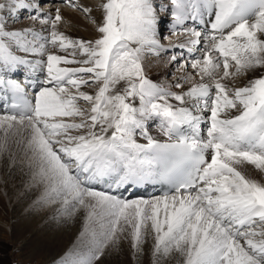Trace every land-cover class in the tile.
I'll list each match as a JSON object with an SVG mask.
<instances>
[{
    "label": "snow or ice",
    "instance_id": "snow-or-ice-1",
    "mask_svg": "<svg viewBox=\"0 0 264 264\" xmlns=\"http://www.w3.org/2000/svg\"><path fill=\"white\" fill-rule=\"evenodd\" d=\"M43 2L0 0V66L47 74L46 86L32 97L17 81L0 79L15 101L13 114L0 115L5 133L0 150L7 147L8 133L22 126L44 198L62 199L66 209L79 205L88 210V221L99 223V234L93 230L92 244L74 253L71 264H93L127 228L139 250L149 227L154 256L179 253L183 264H264V182L252 178L247 167L264 173V76L238 88L224 82L264 67V0H170L162 7L171 12L170 30L176 34L179 27L187 37L167 47L191 50L207 41L202 58L190 62L200 79L191 73L179 77L191 81L187 90L174 82L179 91L153 83L145 70L146 55L166 50L153 0H105L94 41L58 31L59 9L54 17L41 18ZM62 2L79 7L73 0ZM22 11L42 25L51 20L50 39L33 27H10L8 18ZM205 14L212 34L185 24L202 21ZM46 44L65 54L48 52L46 61L25 55L43 54ZM170 62L179 60L172 56ZM73 64L80 66H68ZM92 85L94 95L81 90ZM206 115L205 138L200 126ZM153 117L169 142L148 135L146 122ZM137 134L147 143H138ZM155 181L173 190L146 200L95 187L127 191Z\"/></svg>",
    "mask_w": 264,
    "mask_h": 264
},
{
    "label": "bare ground",
    "instance_id": "bare-ground-1",
    "mask_svg": "<svg viewBox=\"0 0 264 264\" xmlns=\"http://www.w3.org/2000/svg\"><path fill=\"white\" fill-rule=\"evenodd\" d=\"M74 1H78V0H74ZM80 2H81L80 3L81 5L78 4V6H81V7L84 6V7L89 8L91 10L89 12L90 13L89 16H91L95 20L96 25L95 26H92V25L86 23L85 21L80 20V17L77 15L76 12L63 10L61 7H58L57 4H55V5H52V6H54L56 9H59L60 10V14L62 15V18L65 21V23L67 24V29L65 30L62 27V23L59 22L58 25H57V30L60 31V32H63L66 36H68L69 38H71L73 40L79 39V40H83V41H94L95 39L99 38V33H98V31L96 29L98 28L99 24L102 22V14H103L102 7L101 6H99V7H96L95 6L94 7L87 0H80ZM101 2H102V0H101ZM43 4H44L43 9L45 11L43 13H50V9H52V8L49 7L50 5L48 4V2H45ZM156 13H157V11H156ZM0 14H4V13H0ZM157 16H158V13H157ZM213 19H214V17H213ZM35 21L29 19V22L27 23L28 25L21 24V26L33 27V28L36 29V31L40 32L42 36L48 37L50 39V32H51L50 24H51V22L48 21V24L47 25H42L40 23V21H38L37 23H35ZM205 21H208V23H205ZM188 22L191 23V24L194 23V24H197V25H202L203 26V29H204L202 31L203 33L212 34L211 22H210V18H209V15L208 14H205L204 15V18H203L202 21L193 22L192 20L189 19ZM172 23H173V21H172V18H171L170 26L172 25ZM21 26H18V27H21ZM158 28H159V25H157V30H158ZM29 39H31V37ZM173 39L175 41L173 43L172 42H169V43H171V44H174V43L175 44H177V43H183L186 40V37L183 36V35H176L175 38H173ZM43 42H44L43 40L40 41V43H43ZM202 43L206 47L207 43L206 44H205V42H202ZM49 45L50 44H46V50H45V52L43 54H25V55L30 60H40L41 58H43L46 61V56H47V53L48 52H56L57 54H61V55H64L65 54L64 52H62L58 48V46H56V48H57L56 50L51 51L48 48ZM179 49L184 50L186 52V54H188V52L192 50V48L190 50L188 47L179 48ZM62 66H64V65H62ZM68 66H70V67H79L80 65H78V66L77 65L76 66L75 65H68ZM165 66H166V64L163 65V66H159L157 63L155 65H152L151 62H149L147 64L145 63V70H146V73H147L148 78L151 79L153 83H156V84H159L161 86L170 88V86L167 84L166 81H163L162 80L161 82H159V80L162 79L161 77H163V74L165 72V69H166ZM0 68L4 69L2 66H0ZM233 68H235V67L233 66ZM7 70L10 71V72H12L13 74H16V75L25 77L26 80H25V82L22 81L23 83H21V85H26V84L35 85L34 86L35 88L32 91V94L33 95H34V93L38 92V90H37L38 88L40 89L41 87L46 86L44 84V82L41 83V82L38 81V78H43L44 81L46 80L47 74H46V71L45 70H37V71L33 72V71L27 69L24 66H20V67L16 68L15 70H13L11 68H9ZM188 70L189 69L186 68L185 69V72L186 73L180 75V77L189 74V71ZM258 70H259V68L255 69V70H249V71H247L246 72L247 75H248L247 78L254 77L255 75H257L256 72ZM192 79L198 81L200 79V77L198 76V79H195V77H192ZM205 82H210V81H207L206 80ZM180 83L185 85V90H187V88L191 86V81L185 82L184 80H180ZM244 83H245V79L243 81V84ZM246 84H247V81L245 83V86H246ZM81 90L87 91L89 94H93V95L95 93V92H92L89 89V87H86V86L82 87ZM171 102L174 103V104L179 105V102H176V101H171ZM133 103H134V105L136 107H139V100L138 99L136 101H134ZM2 106H3V103L0 101V115L10 114L8 112H5L3 110V108H2ZM81 107L85 108L83 105H81ZM232 114L234 115V114H238V113L235 112V111H233ZM206 120H207V115L205 117V121H202L201 126H200L201 135H202V137H205V138H206V135H207V128L210 126V124L207 123ZM159 124H160V120H159L158 117L150 118L146 122V129H147L148 135H150L153 138L157 139L161 143H163V142H169L168 137H165L162 134V132L160 131ZM4 137H5V133H4V131L2 129H0V143H5ZM134 138L137 140L138 143H142V144H146L147 143V139L145 137L139 135V134H137ZM26 143H27V133H26L25 129L22 126L17 125V127L15 129H13L11 132H9L8 135H7V141H6L7 147H6V149L0 150V165H1V163H5V162L7 164V162L8 161H12L13 158L20 159L21 157L22 158H25V161L27 159L28 162L30 163V165H32V163H31V160H33L32 153L28 150V148L26 146ZM208 158L210 159V157H208ZM12 163H14V162L12 161ZM26 163H27V161H26ZM27 165H29V164H27ZM33 165L35 166V164H33ZM31 167H33V166H31ZM247 167L249 169L250 174L252 175V178L257 179L258 181L264 182V173L257 172L252 166H247ZM22 169H24V168H22ZM37 169H38V167H37ZM8 171H9V169H8ZM34 171H35V174H37L38 170L35 169ZM25 176L27 177V175H25ZM27 179L28 178H26V180ZM5 180H6V178H5ZM17 180H18V178H17ZM17 182H19V181H17ZM29 182H30V180H29ZM29 182H27V183H28L29 186H31ZM15 183L16 182H14V184ZM27 183H25V184L27 185ZM31 184H32V182H31ZM41 185H42V192H43V195L42 196L40 194V196L42 197L41 198L42 199V212L40 214H38V215H35L37 213L36 211L33 212V210L37 208V206H35L36 208L35 207H32V209L33 208L34 209L31 210L34 213L33 215L31 213L32 216L30 215V213L27 214L26 212L25 213H20V214L17 213L18 214L17 215L18 217H17V224H16V227H15L16 228L15 230H17V231H15V234H16V238L18 240H22V239L25 238V234H23V233L26 231V229H29L28 231H30L32 228H34V226H31V225L27 224V217L28 216L31 217L30 218V221L33 220V224L37 225L38 223H42L41 224L42 225V229H40V230H42V234H41L42 235V237H41L42 238V241H40V242H37V241L36 242H29V243H33L35 245H38L35 248L46 249V255L47 254H50L53 259L54 258L56 259L58 256H60L61 254H63V252H65V249H66L64 247L65 245H63L61 247L62 244L60 245V243H62V242H60V241H62V240L58 238V235L67 236V234L69 233V230L71 229L72 226L79 227L80 229H82V228L84 229L86 226H89V227H91V230L93 232V230H95L97 228V226L99 225V223L97 221H88L87 220L88 210L79 207V205L78 206L74 205L73 208L70 207V211H69L68 210L69 207H67V209H66L65 206L63 205L62 199H51L50 201L48 199L46 200L44 198L45 185L43 183ZM9 186H11V185H9ZM9 186L7 185L3 189V192L2 193L0 191V206H1V208H0V234L2 232L3 233H6L8 231L7 228L9 226V224H8V221L9 220H8V216H6V213H8L7 210L9 209L8 207L9 206L11 207V205L12 206L13 205H16L19 208V205H20L21 201L23 200V198H22V196L20 194L21 192H19V193L18 192H14V190L15 191H18L19 190V187L18 186L17 187H14V186L13 187H9ZM0 187H2V186H0ZM39 187H41V186H39ZM95 187L98 190L108 191L110 194H114V195H116V196H118L120 198H127V199H132V198L140 197L141 195H136L137 193H142L145 196V199L146 198L147 199L148 198L149 199H154L157 196H162L161 193H160V195L157 194V192L159 191L158 190L159 189V185L158 184L156 186H154V187H152L150 184H148L147 187L145 186L144 189H140V190H132V188H130V190L128 189L127 191H125V189L123 187L116 188L115 186H113L111 188H109V187L102 188L100 186V184L95 185ZM22 189H23V187H22ZM23 193H24V189H23ZM3 194H5V195H3ZM29 194H32V193H29ZM33 194H36V193H33ZM33 197H39V196H33ZM4 198H6L8 200V204L7 205H6V201H5ZM137 199H139V198H137ZM26 204H29V203H26ZM35 204H36V202L34 203V205ZM43 206L45 208H43ZM23 207L25 208V206H23ZM29 207L31 208V206H29ZM21 209H23V208H21ZM28 212H29V208H28ZM46 213H51V216L50 217L51 218H54V220L56 219L57 221H59V224H61L60 226L61 227L64 226V227L63 228H60L59 230L58 229L54 230L53 229V226L50 225V224L55 223L56 220H55V222L49 220L50 222H52V223L49 222L50 223L49 224L47 222V218L45 216ZM48 219H49V217H48ZM4 226L6 227V229H5ZM127 229H130V228H127ZM127 229L125 231H128ZM125 231H123L124 232L123 234L121 232H118L117 233V238L115 240H119L120 243L123 242V241L129 240L132 243L131 234H130L131 232H129V233L126 232V235H124L125 234ZM92 232H91V234H92ZM30 233H28L29 236L27 235L29 237L28 238L29 241L31 239H33L35 241L38 234L36 233V231L35 232H30ZM91 236H89V238ZM67 237L69 238V236H67ZM86 237H88V235ZM144 238H146L145 240L149 239L151 241L153 239V242L152 243H153V246H154V233L151 232L150 227L146 231V234L144 235ZM26 239L27 238H25V240ZM67 240L69 241V239H67ZM152 249H153V247H152ZM132 256H135L136 257V254H132ZM44 262H45V259H44ZM46 263H49V262H46ZM162 264H183V257L179 253L173 252L169 256L164 257V261H163Z\"/></svg>",
    "mask_w": 264,
    "mask_h": 264
},
{
    "label": "rangeland",
    "instance_id": "rangeland-1",
    "mask_svg": "<svg viewBox=\"0 0 264 264\" xmlns=\"http://www.w3.org/2000/svg\"><path fill=\"white\" fill-rule=\"evenodd\" d=\"M87 1L91 5H93L94 7L95 6L96 7H99V6L102 7V4L105 2V0H102V2H101V0H87ZM45 2H48V4L50 5L49 7L52 8V9H50V13H49L52 17H54L56 15V12H55L56 8L54 6H52V5L57 4V6L61 7L63 10L76 12L77 15L80 17V20L85 21L86 23H88V24H90L92 26L96 25L95 20L91 16H89L90 13L89 12L85 13L84 11H82L81 10V8H82L81 6L72 7V6H69L68 3L62 2V0H45ZM45 2H43V3H45ZM73 2L76 5L81 3L80 0H78V1H74L73 0ZM169 2H170V0H157V1L153 0L154 7H155V9H156V11L158 13L157 25H159V28L157 30V33L161 37V43L166 46V50L161 51L158 56L157 55H146L145 56V63L147 64V63L151 62L152 65H155L157 63L159 66H163V65L166 64L165 72L163 74V77H161L162 79L159 80V82H161L162 80L166 81L167 84L170 86V88H172V90L179 91L178 89H175L173 87V84H174V82H179L180 83V79H178V78L180 77V75L186 73L185 72L186 68L189 69L188 71H189V73L192 74V77H195V79H198V75H196L195 70H193L191 68V63L190 62L193 59L202 58V53L205 50V46L203 45V43L201 45L199 44V45H196V46H192L191 48H192L193 51L189 52L188 54H186V52L184 50L179 49L177 47H167L170 44L169 42L173 43L175 41L173 38H175L176 35H180L179 32L182 30L180 28H177L176 34H174L170 30V21H171V18H172L171 12L170 11H166V10H162V7L164 5H168ZM43 3H41V5H40L41 12H42L41 18H46V17L43 16V12H45L44 9H43V6H44ZM30 15L31 14H29L28 12L22 11L14 18L9 17L8 20H7V23L9 24L10 27L11 26L18 27V26H21V24L28 25L27 23L29 22V19H31ZM38 21L39 20H36L35 23H37ZM49 21L51 22V20H49ZM60 22L62 23V27L66 30L67 29V24L65 23L63 18H62V20ZM185 24L189 28H195L196 30L201 31V32L203 30V27H201L200 25H197V24H194V23L191 24L188 21H186ZM186 39H187V37H186ZM204 42H205V44L207 43V41H204ZM48 48L51 51H54V50L57 49L56 46L54 47L51 44L48 46ZM69 51H71V50H69ZM172 56H176L178 58V60H179V63L170 62ZM79 58L80 57L77 56V59H79ZM185 62H188L187 66L182 69L181 65L185 64ZM73 65L76 66L77 64H73ZM230 72H235V68L231 67L230 68ZM256 74L257 75H255L254 77H249L250 78L249 79V78H247L248 75H247L246 72H241V73H239V74H237L235 76H230L224 82L226 84H228V86L230 88L244 87L246 81H247V84H248L250 80L258 78L260 76H264V67H260L259 70L256 72ZM85 79H87V77H85ZM244 79H245V83L243 84ZM82 87H84V86H82ZM86 87H89V89L92 92H95V90H96V86L95 85L86 86ZM79 103H80V106L83 105L85 108L89 107V105H87L83 101H80ZM12 161L15 164L12 163ZM12 161H8L7 164H6V162L5 163H1V165H0V167L2 166L0 168V171H1L0 172V182L2 183V184L0 183V186H2V187H0V191L2 193L3 189L7 185L8 186L11 185L9 187H13V186L17 187L18 186L19 190L18 191L14 190V192H18V193L21 192L20 194H21L23 200L21 201V203L19 205V208L16 205H13V206L11 205V207L10 206L8 207L9 208L7 210L8 213H6V216H8V220H9L8 221L9 226L7 228L8 231L6 233L2 232L0 234V264H43V263L44 264H62V262H63V264H71V260L73 258V254L74 253H78L81 250H85L86 251L90 247V245L92 244V236H91L92 235L91 234L92 230H91V227L86 226L84 229L83 228L80 229L79 227L72 226L71 229L69 230V233H68L69 235L67 234V236H69V238L67 236L58 235V238L62 240V241H60V242H62V243H60V245L62 244L61 247L63 245H65L64 247L66 249H65V252H63V254L58 256L56 259L55 258L53 259L50 254L46 255V249L35 248L38 245H35L33 243H29V242H36V241L40 242V241H42V238H41L42 237V235H41L42 234V230H40V229H42V225H41L42 223H38L37 225L33 224V220L30 221V218H31L30 216L27 217V224H29L31 226H34V228L31 229L32 231L31 230L28 231L29 229H26V231H25L26 233L25 232L23 233V234H25V238H27L26 240H25V238L22 239V240H18L16 238V234H15V231H17V230H15L16 229L15 227H16V224H17V217H18L17 213L20 214V213H25L26 212L27 214L30 213V215H31V213H32V215H33L34 214L33 212L36 211L37 213L35 215L40 214L42 212V199H41L42 197L41 196L43 195V192H42V185H41L42 183L40 182V178H38L39 176L37 174H35V171H34L35 169L38 170L37 169V165L34 163V161L31 160L32 165H30V163L28 162L27 159H26V161H27V163H26L25 158H22V157L20 159L13 158ZM27 164H29V165H27ZM33 164H35V166ZM31 166H33V167H31ZM21 167L24 168V169H22ZM8 169H9V171H8ZM25 175H27V177ZM5 178H6V180H5ZM17 178H18V180H17ZM26 178H28V179L26 180ZM29 180H30V182H29ZM17 181H19V182H17ZM14 182H16V183L14 184ZM27 182H29L31 186H29ZM31 182H32V184H31ZM25 183H27V185ZM39 186H41V187H39ZM22 187L24 189V193H23ZM28 192L32 193V194H29ZM33 193H36L37 195L33 194ZM40 194H41V196H40ZM3 195H5V194H3ZM138 195H141V196L137 197V198L145 199V196L143 194H138ZM33 196H39V197H33ZM137 198H132V199H137ZM4 199H5L6 205H7L8 204V200L6 198H4ZM48 200L50 201L51 199H48ZM35 202H36L37 205L36 204L34 205ZM26 203H29V204H26ZM23 206H25V208ZM29 206H31V208ZM35 206H37V208ZM73 206L74 205H72V206L69 205L68 206L69 207L68 210L70 211V207L73 208ZM76 206H78V205H76ZM20 207L23 208V209H21ZM32 207H35L36 209L33 208L34 209L33 210ZM0 208H1V206H0ZM28 208H29V212H28ZM43 208H45V207L43 206ZM31 210H33V212ZM46 214H45V216L47 218V222L48 223L50 221L55 222L56 219L54 220V218L50 217L51 213H46ZM48 217H49V219H48ZM50 223H52V222H50ZM50 225L53 226L54 230H56V229L59 230L60 228L64 227V226L61 227L60 226L61 224H59V221H57V220H56L55 223L50 224ZM55 225L56 226L58 225V226L56 227ZM5 229H6V227H5ZM95 230H96L97 233H99L100 232V226L98 225ZM127 230L128 231H125L124 235H126V232H128V233L131 232L130 229H127ZM35 231L38 234L37 237H36V240L34 241L33 239H31L29 241L28 233L35 232ZM121 233L123 234L124 232H121ZM87 235H88V237H86ZM89 236H91V237L89 238ZM67 239H69V241ZM145 239L146 238L143 239L144 242L140 245L139 250L133 248L132 243L129 240L123 241L121 243H120L119 240H114L112 242H109L108 245L103 250V255L100 256L99 260L94 261L93 264H162L163 261H164V256H154L153 255V251H154V246H153V243H152L153 239H152V241L149 240V239H147V240H145ZM23 245L24 246L26 245V246L24 247ZM152 247H153V249H152ZM132 254H136V257L132 256ZM44 259H45V262H44ZM46 262H49V263H46Z\"/></svg>",
    "mask_w": 264,
    "mask_h": 264
}]
</instances>
